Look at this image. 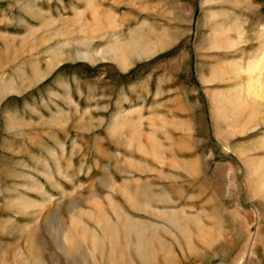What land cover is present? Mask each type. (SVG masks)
Segmentation results:
<instances>
[{
    "label": "rangeland",
    "instance_id": "1",
    "mask_svg": "<svg viewBox=\"0 0 264 264\" xmlns=\"http://www.w3.org/2000/svg\"><path fill=\"white\" fill-rule=\"evenodd\" d=\"M0 264H264V0H0Z\"/></svg>",
    "mask_w": 264,
    "mask_h": 264
}]
</instances>
